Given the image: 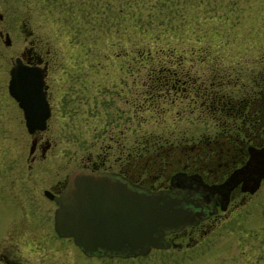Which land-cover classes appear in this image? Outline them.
I'll use <instances>...</instances> for the list:
<instances>
[{
    "label": "rangeland",
    "instance_id": "1",
    "mask_svg": "<svg viewBox=\"0 0 264 264\" xmlns=\"http://www.w3.org/2000/svg\"><path fill=\"white\" fill-rule=\"evenodd\" d=\"M125 2L0 0L1 33L6 31L10 39L9 44L4 45L0 36V176L13 175L14 170L18 171L15 175H21L19 166L23 164L30 144V134L24 127L21 111L6 90L8 67L28 39L35 49L47 50L51 63L59 65L56 71L51 72L49 80L55 85L62 84L58 85V94L68 97L71 105L79 103L80 99L85 105L86 94L91 96L93 93V118L64 115L49 119L50 137L55 143L52 150L59 160L70 159L68 155L79 145L85 152L90 136L88 131L93 126H100L102 120L112 113V118L117 119L119 108H124L125 131L130 137L137 131L144 137L151 134L165 137L182 130L196 135L213 129L212 121L208 117L199 119V110L192 109L193 103L185 100L182 92H171L165 100H149V90L144 87L149 82L140 60L131 54L124 55L123 50L116 49L115 42L110 41L115 39L110 24L114 20L120 24L125 17L123 9L118 13L116 7L125 6ZM193 3L189 0L185 6L178 5L181 18H185L175 27V33L178 32L173 34L168 44L177 58L182 55L176 67L179 72L175 75L191 81L210 79L213 75L223 74V67L232 68L231 76L226 77L228 82L223 85L228 90L236 89L234 95H237L238 87L246 86L251 80L249 74L256 77L259 71L264 70V0H201L199 6ZM101 22L105 25L102 28ZM174 22L177 18L172 24ZM25 32H30L27 39L24 38ZM175 56L159 59L173 64L177 59ZM127 68L131 71H126ZM235 74L240 79L232 78ZM210 80L217 81L213 77ZM235 82L237 85L233 88ZM121 90L125 94L118 95ZM76 96L75 102L73 97ZM257 194L241 207L235 217L213 229L197 243L179 250L152 249L135 260L111 258L108 262L234 264L233 257L239 256L241 248L249 259L264 257V190ZM2 212L0 210V220Z\"/></svg>",
    "mask_w": 264,
    "mask_h": 264
},
{
    "label": "flooded vegetation",
    "instance_id": "2",
    "mask_svg": "<svg viewBox=\"0 0 264 264\" xmlns=\"http://www.w3.org/2000/svg\"><path fill=\"white\" fill-rule=\"evenodd\" d=\"M29 34L25 32L24 38ZM31 43L28 39L12 60L18 56L24 63L41 68L48 116L43 129L30 133L32 148L29 150V144L25 160L19 166L21 175H15L18 171L14 170L13 175L0 176V210L3 211L0 264H109L111 258L141 257L84 252L71 236L56 232L53 212L58 201L55 198L66 189L68 174L73 169L107 176L134 190L161 191L176 200L184 211L193 213L192 222L164 231L163 239L168 246L163 249L179 250L199 242L235 217L258 191L264 190V177L252 191L248 189L249 180L236 181L233 177L253 154L264 148V70L256 77L249 74L251 80L246 86L238 87L237 95H234L236 89L224 88L226 77L231 76L233 69L223 67V74L216 82L210 80L212 77L191 81L177 76L165 87L157 88L156 95L149 98L165 100L171 92H182V97L193 103L192 109L199 110V119L208 117L212 121L210 131L194 135L182 130L165 137L155 134L144 137L137 131L130 137L125 131L124 108H119L117 119L112 118V113L100 126L88 131L85 152L79 145L68 155L70 159L59 160L52 150L55 143L50 137L49 119L64 115L93 118V93L86 94L85 105L83 99L71 105L68 97L58 94V85L62 84L55 85L49 80L59 65L51 63L47 50L35 49ZM234 77L240 79L237 74ZM236 85L237 82L232 87ZM73 98L76 102L77 96ZM152 249L162 248H150L148 252ZM244 252L241 248L239 256L233 257L234 264H264V257L249 259Z\"/></svg>",
    "mask_w": 264,
    "mask_h": 264
},
{
    "label": "water",
    "instance_id": "3",
    "mask_svg": "<svg viewBox=\"0 0 264 264\" xmlns=\"http://www.w3.org/2000/svg\"><path fill=\"white\" fill-rule=\"evenodd\" d=\"M0 36L8 45V34ZM7 72L6 90L21 110L26 131L43 129L48 106L41 68L24 63L17 56ZM233 177L236 181L249 180L248 189L252 191L264 177V148L253 154ZM55 200L56 232L71 236L84 252L135 256L145 254L151 247L166 248L164 231L194 220L193 213L184 211L176 200L161 191L134 190L107 176L80 169L68 174L67 187Z\"/></svg>",
    "mask_w": 264,
    "mask_h": 264
},
{
    "label": "trees",
    "instance_id": "4",
    "mask_svg": "<svg viewBox=\"0 0 264 264\" xmlns=\"http://www.w3.org/2000/svg\"><path fill=\"white\" fill-rule=\"evenodd\" d=\"M192 1L193 5L199 6L201 0ZM187 3L189 4V0H126L125 6L116 7L118 13L123 9L125 17L120 24L115 20L112 21L110 30L115 35V39L110 40L111 36L109 40L115 42V48L122 49L124 55L131 54L134 59L136 57L140 60V65L145 68V77L149 82V85L144 86L149 90V98L156 95L154 89L165 87L169 81H174L179 76L175 75V72H179L176 71V67L180 64L182 55L177 58L168 44L173 34L178 32L175 33L177 30L175 27L183 23L185 18H181L178 5L185 6ZM174 18H177V22L172 24ZM185 21L190 22L188 19ZM100 25L101 28L105 26L102 22ZM170 56L177 58L175 62L173 61L174 67L172 63L159 59V57L169 59ZM126 71H131V69L127 68ZM179 77L181 79L182 76ZM215 78L217 81L220 80L217 74Z\"/></svg>",
    "mask_w": 264,
    "mask_h": 264
}]
</instances>
